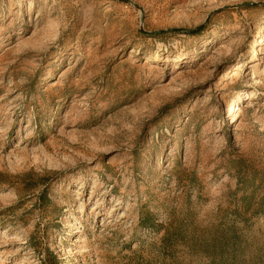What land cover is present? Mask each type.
<instances>
[{
  "label": "rangeland",
  "instance_id": "obj_1",
  "mask_svg": "<svg viewBox=\"0 0 264 264\" xmlns=\"http://www.w3.org/2000/svg\"><path fill=\"white\" fill-rule=\"evenodd\" d=\"M0 264H264V0H0Z\"/></svg>",
  "mask_w": 264,
  "mask_h": 264
}]
</instances>
